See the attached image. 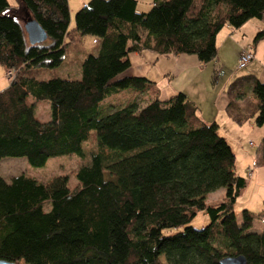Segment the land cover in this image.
Instances as JSON below:
<instances>
[{
	"label": "trees",
	"instance_id": "16d2710c",
	"mask_svg": "<svg viewBox=\"0 0 264 264\" xmlns=\"http://www.w3.org/2000/svg\"><path fill=\"white\" fill-rule=\"evenodd\" d=\"M90 0L69 29L66 0H0V66L14 76L0 90V159L22 157L32 167L50 157H84L92 137L96 150L75 172L41 183L25 175L0 176V259L15 264H219L243 256L264 264V231H248L252 216L233 204L247 185L234 171V154L181 92L166 100L154 82L121 76L127 54L145 49L162 55H194L200 64L216 58V33L261 22L252 43L264 39V0ZM34 19L46 34L29 44L23 22ZM80 35L99 38L85 54L78 78L36 79L31 68H53ZM77 36V37H76ZM214 82L215 79L212 78ZM249 87L250 98L242 97ZM130 98L109 111L111 94ZM148 97L139 106L137 96ZM225 111L237 124H264V82L234 78ZM242 97V98H241ZM47 101L50 116L38 119L35 103ZM256 151L264 164V137ZM223 189L222 198L206 194ZM208 222L190 225L197 213ZM262 217V216H261ZM175 229V230H174ZM174 230V231H173Z\"/></svg>",
	"mask_w": 264,
	"mask_h": 264
},
{
	"label": "crops",
	"instance_id": "0c3cea01",
	"mask_svg": "<svg viewBox=\"0 0 264 264\" xmlns=\"http://www.w3.org/2000/svg\"><path fill=\"white\" fill-rule=\"evenodd\" d=\"M8 4L15 5V0H13V4L9 2ZM150 6L151 1L148 0L147 9ZM147 9L140 11H146ZM260 27L261 22L252 18L237 29L225 25L216 33L215 45L217 52L215 59L225 65L227 69L220 86L214 85L217 87L216 89H214V86L208 87L204 83L205 76H207V72H204L205 67L201 68L197 58L189 54L162 55L145 49L140 52H129L127 54L129 66L121 73V76L144 77L154 82L160 100H166L177 92L183 93L195 105L196 114L202 121L216 123L217 133L225 139L234 154V171L247 181L245 189L234 201L233 212L236 201H240L241 211L244 209L250 212L255 210L253 208L257 207V203L252 207V203L245 202L246 199L243 198V195L254 181H264V172L257 167L258 165L252 169L249 175L246 173V168L253 159H256L257 164L260 163V157L255 146H258L260 139L264 137V124L255 126L252 120L237 124L228 117L225 111L228 102L227 85L234 78L242 75H252L258 81L264 82V39L252 43V38ZM97 41H99V38ZM247 47L251 49L252 59L239 69L236 64L237 55ZM227 58H229V62L226 60ZM78 77L79 75L75 78ZM201 88L205 96L202 94ZM142 95H145V93ZM242 97L250 98L249 87L246 90L244 89ZM249 134H254L255 140H257L253 149L250 146L246 147L244 144L246 143L245 137ZM216 191H220L217 200L211 202L206 201L205 198V201L211 203L219 201L223 196L222 188L208 194ZM208 194H206V197ZM262 215H264V211L261 212L260 217ZM235 219L238 224L241 222V217H239V221H237L236 216ZM262 225V229L257 232L264 231V224Z\"/></svg>",
	"mask_w": 264,
	"mask_h": 264
},
{
	"label": "rangeland",
	"instance_id": "374dc122",
	"mask_svg": "<svg viewBox=\"0 0 264 264\" xmlns=\"http://www.w3.org/2000/svg\"><path fill=\"white\" fill-rule=\"evenodd\" d=\"M10 4H13V0H7ZM68 15H69V23L68 28L71 29L74 27V16L75 13L84 5L88 3L90 0H66ZM108 2L111 0H107ZM147 1L148 0H136V9L137 10H145L147 9ZM77 37V36H76ZM98 37L93 35H80L70 43L64 55L63 61L56 67L53 68H31L25 72L26 76L34 77L36 79H48L52 77L59 78H70L73 79L79 75L80 72V60L87 53H95L97 50V41ZM229 62V58H227ZM237 64V63H236ZM201 68L205 67V71L207 72V76H205L204 83L208 85V87H213L216 85L220 86L224 75L227 73V69L225 65L218 62L216 59L209 61L205 64H200ZM242 68V67H241ZM239 68V69H241ZM7 72H10L11 75L7 76ZM14 71L6 70L0 66V90L7 86L8 82L13 78ZM212 78L215 81H212ZM217 87L214 86V89ZM201 92L204 95L203 89L201 88ZM205 96V95H204ZM130 98V92L123 91L121 93L111 94L109 97L105 99L103 104L101 103V111L107 112L109 108L119 106L120 102L123 103L127 99ZM135 102L142 106L147 101L148 97L146 95L137 96ZM109 106V108H108ZM35 116L40 120H46L49 118V104L47 101H39L35 103ZM248 139L251 140L254 144H256L257 140H255L254 134H249L245 137L246 143L245 146L248 147L247 144ZM251 147V146H250ZM252 149L254 147H251ZM84 157L79 158L73 154L70 155H59L55 157H50L46 160V162L39 167H32L27 164L24 158L22 157H3L0 159V176L4 179V181L8 182L9 179L16 175H25L27 177L33 178L38 182L45 183L48 182L51 178L55 176H66L67 184L70 188L76 183L75 172L78 167L81 165H85L89 162V153L91 151L96 150L94 140L89 138L87 141L83 143ZM258 168L264 172V164L261 162L257 164ZM244 177L245 175L242 174ZM247 178V177H246ZM264 179V178H263ZM220 191H216L214 193L208 194L206 201L214 202L219 198ZM243 198L246 199L245 202L252 203V207L254 204L257 207L253 208L251 216V224L247 229L248 231H255L262 229L263 225L260 222V214L264 211V181H254L248 189L246 190ZM241 200V199H240ZM240 201H236L234 207V216H236L237 221H239V217H241V206L239 204ZM208 222L207 216L199 212L190 222V225L194 228H201ZM175 230V229H174ZM173 230V231H174ZM159 260L162 264H165V261L162 256L159 257Z\"/></svg>",
	"mask_w": 264,
	"mask_h": 264
},
{
	"label": "water",
	"instance_id": "95a60500",
	"mask_svg": "<svg viewBox=\"0 0 264 264\" xmlns=\"http://www.w3.org/2000/svg\"><path fill=\"white\" fill-rule=\"evenodd\" d=\"M23 30L29 44L43 42L46 39V34L40 25L34 19H27L23 22ZM243 256H225L219 260V264H244ZM0 264H15L14 262L0 259Z\"/></svg>",
	"mask_w": 264,
	"mask_h": 264
},
{
	"label": "built area",
	"instance_id": "2783aa9c",
	"mask_svg": "<svg viewBox=\"0 0 264 264\" xmlns=\"http://www.w3.org/2000/svg\"><path fill=\"white\" fill-rule=\"evenodd\" d=\"M252 59V52L251 49L249 47L241 50L238 55H237V67L241 68L243 67L248 61H250ZM11 75L10 72H7V76ZM247 144L251 147L255 146V144L251 141L248 140ZM256 147V146H255ZM257 165V161L256 159H253L251 161V163L249 164V166L246 168V173L249 175L252 171V169ZM260 222L262 224H264V215H262V217H260Z\"/></svg>",
	"mask_w": 264,
	"mask_h": 264
}]
</instances>
